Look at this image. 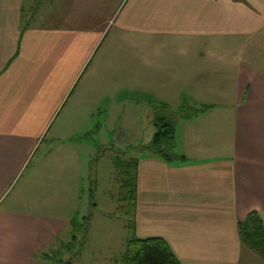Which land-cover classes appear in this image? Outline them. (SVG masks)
<instances>
[{
  "label": "crops",
  "instance_id": "obj_1",
  "mask_svg": "<svg viewBox=\"0 0 264 264\" xmlns=\"http://www.w3.org/2000/svg\"><path fill=\"white\" fill-rule=\"evenodd\" d=\"M104 59L111 101L126 77L152 111L210 106L177 120L184 159H137L133 236L181 264H264L238 229L253 211L264 224V0H0V264H39L67 226L3 200L64 107L94 109Z\"/></svg>",
  "mask_w": 264,
  "mask_h": 264
},
{
  "label": "rangeland",
  "instance_id": "obj_2",
  "mask_svg": "<svg viewBox=\"0 0 264 264\" xmlns=\"http://www.w3.org/2000/svg\"><path fill=\"white\" fill-rule=\"evenodd\" d=\"M108 62L104 59L100 67L97 65V104L91 113L85 108L70 115L69 102L3 200L4 206L16 196L14 212L29 214L35 221L52 225L68 222L47 251L48 257L39 264H121V254L133 236L135 218L118 208L117 161L123 164L152 153L154 111L148 97L126 77L124 82L114 83L111 101L107 84L98 83L111 71ZM197 105L192 101L190 106L200 108ZM62 120L64 127L57 133L56 126Z\"/></svg>",
  "mask_w": 264,
  "mask_h": 264
},
{
  "label": "trees",
  "instance_id": "obj_3",
  "mask_svg": "<svg viewBox=\"0 0 264 264\" xmlns=\"http://www.w3.org/2000/svg\"><path fill=\"white\" fill-rule=\"evenodd\" d=\"M166 108L161 106L154 110L152 122L155 133L150 150L165 161L171 162L178 158L184 159L183 156H178L174 152L177 120L193 118L208 110L210 106L194 109L187 104L169 115L163 112ZM117 166L120 184L118 208L123 213H131L135 218L138 198V160L131 159L123 164L117 161ZM71 223L75 225L76 220ZM238 229L243 244L264 258V224L260 215L255 211L250 212L246 219L239 223ZM74 239H76L75 236H73ZM121 264H181V262L163 238L140 239L133 236L128 240L121 255Z\"/></svg>",
  "mask_w": 264,
  "mask_h": 264
}]
</instances>
